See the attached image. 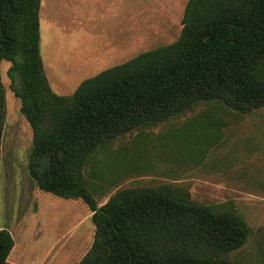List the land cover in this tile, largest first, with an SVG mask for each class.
Segmentation results:
<instances>
[{
    "label": "trees",
    "instance_id": "trees-1",
    "mask_svg": "<svg viewBox=\"0 0 264 264\" xmlns=\"http://www.w3.org/2000/svg\"><path fill=\"white\" fill-rule=\"evenodd\" d=\"M41 0H2L0 61L32 130L28 174L41 191L80 199L92 243L77 264H233L250 228L235 207L195 202L171 184L117 190L98 205L83 174L108 140L220 100L264 109V0H187L180 33L55 93L39 50ZM13 247L0 229V264Z\"/></svg>",
    "mask_w": 264,
    "mask_h": 264
},
{
    "label": "rangeland",
    "instance_id": "rangeland-1",
    "mask_svg": "<svg viewBox=\"0 0 264 264\" xmlns=\"http://www.w3.org/2000/svg\"><path fill=\"white\" fill-rule=\"evenodd\" d=\"M187 0H42L39 50L52 90L70 95L85 78L172 42ZM0 61V229L13 239L9 264H77L94 235L80 199L37 188L28 174L32 130ZM56 88V89H55ZM98 205L117 190L171 184L195 202L229 204L250 228L227 254L264 264V109L240 113L220 100L145 124L101 144L83 169Z\"/></svg>",
    "mask_w": 264,
    "mask_h": 264
},
{
    "label": "crops",
    "instance_id": "crops-1",
    "mask_svg": "<svg viewBox=\"0 0 264 264\" xmlns=\"http://www.w3.org/2000/svg\"><path fill=\"white\" fill-rule=\"evenodd\" d=\"M42 1V0H41ZM40 6H41V3H40ZM39 12H40V8H39ZM42 58V57H41ZM43 61V60H42ZM121 63V62H120ZM117 64H119V63H117ZM43 67H44V64H43ZM110 67V66H109ZM107 68V67H106ZM44 69H45V67H44ZM103 70V69H102ZM45 73H46V76H47V78H48V73H47V71H45ZM49 80V79H48ZM49 84L51 85V83H50V81H49ZM51 89H52V87H51ZM56 89V88H55ZM55 92V91H54Z\"/></svg>",
    "mask_w": 264,
    "mask_h": 264
},
{
    "label": "water",
    "instance_id": "water-1",
    "mask_svg": "<svg viewBox=\"0 0 264 264\" xmlns=\"http://www.w3.org/2000/svg\"><path fill=\"white\" fill-rule=\"evenodd\" d=\"M1 2H2V0H0V6H1Z\"/></svg>",
    "mask_w": 264,
    "mask_h": 264
}]
</instances>
